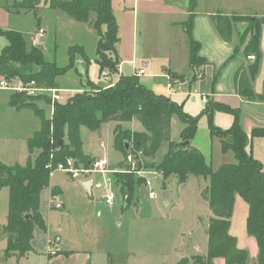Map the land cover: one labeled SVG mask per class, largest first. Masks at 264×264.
I'll list each match as a JSON object with an SVG mask.
<instances>
[{
  "label": "trees",
  "instance_id": "trees-1",
  "mask_svg": "<svg viewBox=\"0 0 264 264\" xmlns=\"http://www.w3.org/2000/svg\"><path fill=\"white\" fill-rule=\"evenodd\" d=\"M44 1L50 8L58 9L76 21L89 22L99 36L96 62L100 66V73L106 68L118 72L121 63L117 48L120 36L112 0H22L15 3L14 12L36 11L37 6ZM195 6L196 0H191L189 16L184 23L190 44L189 61L193 68L207 63L200 54V42L193 36ZM209 17L226 42L232 41L234 22L251 21L253 34L244 47V55L248 57L253 54L255 59L246 68L236 71L234 85L241 97L264 102V83L261 94L255 90V80L263 60L261 39L264 16L251 18L248 15H228L218 11ZM1 33L7 37L8 44L0 53V79L20 78L24 82L34 81L38 86L59 88V77L76 68L77 55L89 62L82 45L69 46V63L63 67L46 59L40 41L29 43L22 32L13 29L1 30ZM242 44L236 47L234 53L241 49ZM87 83L91 90L77 91L66 100L56 101L52 117L46 116L36 97L25 92L11 95L13 105L34 109L41 119V127L28 139L30 152H38L34 160L29 158L25 165L0 162V188L9 187L8 221L4 226L8 234L5 254H26L32 250L35 226L47 230L40 210V195L50 185L48 164L52 163L55 167L59 162L72 157L78 163L90 166L94 158H88L82 151L81 126L98 130L103 123L114 121L117 122L114 130L115 146L124 153L125 159L132 152L137 160L140 158L138 165L141 166L142 156H154L169 141L170 148L162 160L156 166L145 167L162 170L165 179L176 176L179 183L186 182L190 175L202 176L209 181L204 190L212 213L207 228V254L193 256L196 264H215L217 258H223L225 264H249V250L240 248L237 237L230 233L236 196L248 204L246 230L257 241L256 264H264V166L248 150L250 138L264 136V128H254L249 136L240 121L241 110L219 102H208L200 114L190 115L170 97L148 88L136 73L122 74L117 82L109 86H101L91 80ZM43 98H47L51 104L49 96ZM216 111L234 116L230 128L223 129L214 123ZM174 115L184 123L181 140L194 138L201 117L207 115L211 137L219 138L222 153H233L234 161L224 162L214 169L204 153L192 144L175 150L176 142L170 141L169 133ZM133 120L141 122L144 131L122 128L123 122ZM120 171L113 172V182L128 206L135 199L137 186L144 180L134 172ZM52 192L58 193L55 188ZM177 264H183V260Z\"/></svg>",
  "mask_w": 264,
  "mask_h": 264
},
{
  "label": "rangeland",
  "instance_id": "rangeland-1",
  "mask_svg": "<svg viewBox=\"0 0 264 264\" xmlns=\"http://www.w3.org/2000/svg\"><path fill=\"white\" fill-rule=\"evenodd\" d=\"M17 1L22 0H0V29L9 28L8 30H11L10 27L19 29L17 31L22 32L28 42L32 43V33L37 29L38 17L44 15L46 19L44 21L49 26L44 48L42 47L46 59L55 61L58 65H65L68 63L64 57L66 56L65 48L84 40L87 54L92 60L88 72L93 79L98 78V67L93 61L96 47L95 35L86 34L83 36L72 31L71 34L68 32L67 35L62 37L56 26L57 10L45 6L42 2L37 6L36 11H26L19 14L15 13L14 7L11 6ZM157 2L158 9L172 10L179 15L188 12L191 6V0H140L136 7L137 11H141L143 6H154ZM223 2H226L228 7L234 5L240 13L247 14L251 18L264 16V0H196L195 11L199 13L211 12L214 7L217 9L219 4L223 5ZM133 3V0H112L119 25L120 41L117 48L121 61L134 59L136 50L141 53L146 48L145 38L140 33V27H138L136 33L133 27L135 19L132 9ZM9 6L11 7L10 10ZM73 22L79 24L74 20ZM251 25L249 20L234 22L233 37L237 45L240 43L247 44L252 38L253 29ZM6 38L0 30V47L7 43ZM178 39L180 40L177 43L178 47L172 53L176 51V59L179 63H182L187 48L185 47V50L183 48V36L174 32L172 41H178ZM79 61L78 69L82 72L86 69L85 63L87 62ZM136 61L138 67H143L140 59L137 58ZM163 65L162 61L158 60L155 64L156 70H153V65H151V68L140 76L141 81L157 93L164 92L162 85L166 84L160 74L163 75V67L169 68V65ZM105 70L109 69L106 68ZM109 71L111 72V70ZM124 72L125 74L130 73L131 65L125 64ZM111 73L115 74L116 72ZM158 73L160 74L158 75ZM65 78V80L72 83V75L69 72L65 75ZM64 82L62 81L59 87L67 85ZM110 83H112L111 80ZM76 88H78V91L91 90L88 83L84 86L78 84ZM69 94L67 92L64 96L66 97ZM29 96L36 97L37 102L42 100L39 101L40 106L45 108L46 116L50 115L51 108L46 100L47 98H43L46 95ZM116 125L117 122L110 121L103 123L98 130L81 126L82 151L88 158L107 157L114 171L134 172L127 158L125 159L124 153L115 146L114 130ZM122 128L144 131V126L138 120L123 122ZM183 128L184 123L182 120L174 115L169 130L173 140L179 139ZM12 135L11 129L0 125V160L9 164L14 161L7 158L9 146H15L13 145L15 143L14 139L11 140L10 138ZM196 140L207 162H211L214 169H217L224 162L234 161L233 153L229 152L226 155L221 153L219 138L210 137L208 122L204 117L200 120ZM102 142L104 145H101ZM169 148L168 141L160 147L154 156H142L141 166L138 165L140 158L138 160L136 158V169L145 168L147 165L156 166ZM80 161L85 163L84 160L80 159ZM262 162L264 166V161ZM112 174L110 172L92 173L90 176L93 178V187L90 195L82 186L84 175L72 176L62 171L55 172L50 185L45 187L40 195V210L46 222L47 230L38 225L35 226L32 250L22 257L16 254L4 256L8 239L4 226L8 221L9 189L8 187L0 188V264H48L50 259L47 257L44 244L49 231L52 236H58L61 233L65 240H70L76 248L94 251V260H97V262H102L103 256L100 255L104 251H108L106 264H177L181 260H183V264H196V260L192 259L193 256L207 254L208 234L206 229L212 214L207 194L204 192L209 183L207 179L202 176L190 175L189 179L183 184L178 182L176 176H169L164 180L158 179L153 181L152 185L158 194L156 199L150 197V188L143 181L141 185L137 186L135 193L134 200L138 199V204L132 202L130 205L124 206V198L119 189L115 187ZM136 176L138 175L136 174ZM53 185L60 187L63 192L57 200L62 203L63 207H54L56 201L51 200V187ZM58 187H56V191H59ZM104 189H110L115 194L113 204L107 205L105 203ZM167 189L171 190L170 195L164 197L163 191ZM165 201L169 202V205H165ZM248 210V204L240 196H236L230 231L239 236L240 242H243L247 235L246 218ZM63 248L65 249V247ZM186 251L188 253L179 259L181 253ZM57 257L63 258L61 259L63 261H59V264L69 263L62 253ZM220 259L223 261L222 264H225V260ZM220 259L217 258L215 264ZM249 264H256V260L254 262L249 259Z\"/></svg>",
  "mask_w": 264,
  "mask_h": 264
},
{
  "label": "crops",
  "instance_id": "crops-1",
  "mask_svg": "<svg viewBox=\"0 0 264 264\" xmlns=\"http://www.w3.org/2000/svg\"><path fill=\"white\" fill-rule=\"evenodd\" d=\"M139 1L140 0H133L134 3L132 9L135 14L133 27L135 33L138 32V27H140V33L145 38L144 43L146 48L141 53H138L136 50V52H134V59H131L129 61L122 60L121 63L119 64L118 72H116L115 74L110 72L109 77H104L102 75V72L100 73V66L96 62V50H97L99 36L97 31L93 28V26L89 22H79L72 18L71 20L70 17L67 18L68 16L64 12L58 9H54L57 10L56 26L58 27V32L61 34L62 37L67 35L68 32L71 34L72 31H75L76 33L83 36L86 34L95 35L96 47H95V56L93 61L97 64L99 71V75L97 79H93L88 72L89 64H91L92 60H90V56L87 54V49H86L87 47L83 43L84 40L80 41V43L73 44V45H82L84 47V50L89 57V62L85 63L86 60L82 56L77 55L76 68L68 71L72 75V80H73L72 83H70L68 80H65L66 79L65 75L67 74L59 77L58 79L59 84L62 81H65L67 84V85H63V87L58 88L61 90V94H62L61 100H66L69 96L77 92L78 88H76V86L78 84L84 86V84H86L89 80L101 86H109L110 84L117 82L120 75L122 74L124 75L134 74L136 71L142 68V67H138L136 61L137 58L140 59V61L142 62L143 68L144 69L146 68L145 72H147V69L151 68V65H153V70H156L155 68L156 62H158V60H161L162 63L164 64L163 66L169 65V68L163 67L162 69V71L164 72L163 75L158 73V75L160 74V76L166 81V84L164 85L165 88H163L164 86L162 85V90L164 92H160V94H164L170 97L173 101L182 105L184 111H186L190 115L196 116L200 114V112L206 107L208 102L211 101L219 102V103L227 104L232 108H239L241 110L240 121L244 130L247 132L249 136L254 128H264V102L260 100L245 99L244 97H241L235 90L234 75L236 71L242 68H246V66L251 62V60L247 59V57L244 55V47L246 43H243L241 45V49L238 52L234 53L236 47L239 44L238 45L236 44L237 42L235 41L234 37L232 38L231 42L224 41L220 37L213 22L209 17V15L215 14L217 11H220L228 15L233 13H237L240 15H247V14L240 13L239 9H237V7H235L234 5L232 6L230 5L228 7L226 5L227 4L226 2H223V5L219 4L217 9L216 7H214L213 11L211 12L199 13L194 11L195 18H194V26H193V36L197 41L200 42L201 44L200 54L206 59L207 63L203 66L193 68L190 65V61H189L190 44H189L188 35L186 33V28L184 25L185 21L189 16V11L183 13L182 15H179L178 13L173 12L172 10L158 9V2L154 6H148V7L143 6V9L141 11H137L136 7L137 4H139L138 3ZM43 3L45 4V6L49 7V5L45 1ZM14 5H11L12 8L14 7ZM9 8L11 7L9 6ZM22 12H26V11L22 10L20 13ZM44 20L46 21L44 15H40L38 17V26L37 29L33 31L32 33L33 35L31 38L32 40L31 42L33 44H36L38 30L39 28H43L45 30V34L39 40L41 42L40 45L43 48L45 44V37L47 36L49 30L48 23H46ZM73 20L79 24H75ZM10 28L13 30H19L14 27H10ZM8 29H0V30H8ZM174 32L175 34L177 33L183 36V46H184L183 48L184 50L185 47L187 48V52L186 54L184 53V56L182 58V63H179L176 59L177 52L175 51L172 53V51H174L178 47L177 43L180 41L179 39L178 41L176 40L172 41ZM6 44H8V40L7 43H5L2 47H0L1 48L0 53ZM70 46H72V44ZM261 47L264 57V30L262 33ZM68 48L67 47L65 48L66 56L64 57L69 63V55L67 51ZM79 60H82L86 66V69H84L82 72L78 69V63L80 62ZM67 64L59 65V66L64 67ZM125 64L131 65V72L128 74H125L124 72ZM110 80L112 81V83H110ZM263 83H264V59L262 61V65L258 77L255 80V90L259 94H261L263 91ZM67 92L70 94L65 97L64 94ZM12 93L15 92L0 88V125L12 130L13 135L10 138L11 140L14 139L15 143L13 145L15 146H9L7 152L8 154L7 158H9V160H14V161H11L10 164L3 162L1 160L0 162L5 163L7 165H13V164L25 165L28 162L29 158H32L34 160L37 156L38 152H34V153L30 152L28 146V139L31 136H33V134L36 131L40 129L41 119L36 114L34 109L25 106L19 107L13 105L11 103ZM204 96L207 98V102L203 101ZM39 101L41 102L42 100ZM39 101L37 103L39 107H41ZM49 106L51 108V104ZM41 108H43L45 111L44 107ZM48 117H52V111ZM202 117L207 119L208 131L210 135L208 117L207 115H203ZM213 120L217 126L223 129H228L232 126L234 122V116L230 113H226L223 111H216L214 113ZM197 133L195 137L190 140V144H192L193 146L197 147L202 151L199 143L196 140ZM171 141L174 142L182 141L181 132L179 135V139L173 140L171 137ZM248 150H250L251 153L254 155V157L259 159L261 162L264 161V136H256L250 138ZM50 183H51V179H50ZM56 187L58 186L53 185L51 187V193L53 191V188H55L56 190ZM58 188H59L58 194L61 195L63 192L60 187ZM170 192L171 190H169V195ZM133 203L138 204V199L134 200ZM167 203H168L167 205H169V202ZM126 204L127 203L124 202V206H127ZM8 209H9V198H8ZM231 234L237 237L238 246L240 248H246L249 250L250 260L252 259L255 262L258 253V246L256 239L247 233L244 241L240 242L238 235H236L235 233H231ZM50 240L51 241L53 240L55 242V244L61 250L60 253H62L63 256L66 258V260L69 261L68 264H99V263L106 264L107 263V252H108L107 250H106L107 252L104 251V253L100 255L103 256L102 262L101 261L97 262V260H94V253H95L94 251H91L90 249L76 248L75 246L72 245L70 240H65L64 236L61 233H59L58 236H52V233H50V231L48 232L44 244V248H46V250ZM61 245H63L65 249L61 247ZM6 247H7V243H6ZM29 252H27L24 255H20L18 253H14V254L19 255V257H22V256H26ZM187 253H188L187 251L182 252L179 259L182 256L186 255ZM4 256L5 257L8 256L5 254V250H4ZM47 257L50 259L48 264H57V263L59 264L61 261H63L61 260L63 258L57 257V255L56 256L47 255ZM222 262H223L222 259L218 260L219 264H222Z\"/></svg>",
  "mask_w": 264,
  "mask_h": 264
},
{
  "label": "built area",
  "instance_id": "built-area-1",
  "mask_svg": "<svg viewBox=\"0 0 264 264\" xmlns=\"http://www.w3.org/2000/svg\"><path fill=\"white\" fill-rule=\"evenodd\" d=\"M45 34V30L43 28H39L38 34H37V40L39 41L41 37H43ZM249 60H254L255 55H249L247 57ZM137 75L141 76L145 73V69L142 67L138 71L135 72ZM102 75L104 77H109L110 71L104 70L102 72ZM0 88L10 90L12 92H25L27 95H46L51 98V111L53 113L54 110V103L56 101H60L62 99L61 90L58 88H46L42 86H38L35 84L34 81L30 82H24L20 78H14V79H6L2 78L0 80ZM203 101L207 102V98L204 96ZM101 145H104L103 142ZM140 155V153H139ZM127 161L132 166V171L136 173L139 177H142L144 180V184L150 188L149 195L152 199H156L158 197L157 192L153 189V181H157L158 179L164 180V173L162 170H158L155 168H139L136 169L137 166V160L136 155L132 152H129L127 155ZM109 160L107 157H99L94 158L91 162L90 166L85 167L83 164L78 163L77 160H75L72 157L66 158L64 162H59L55 167L52 163L48 164V167H50V177L52 178L55 175V172L62 171L65 173H68L72 176H79L84 175V177H89L94 172L99 173H113L115 172L112 167L110 166ZM104 200L107 205H111L115 201V194L110 189H104ZM58 193H51V200L56 201L54 204V207L60 208L62 207V203L57 201L59 198ZM61 250L58 248V246L55 244V242L52 240L49 241L46 253L49 256H56L60 254Z\"/></svg>",
  "mask_w": 264,
  "mask_h": 264
},
{
  "label": "water",
  "instance_id": "water-1",
  "mask_svg": "<svg viewBox=\"0 0 264 264\" xmlns=\"http://www.w3.org/2000/svg\"><path fill=\"white\" fill-rule=\"evenodd\" d=\"M62 140L59 141V144H61ZM190 145V140H182V141H179V142H176L175 145H174V149L175 150H179V148L181 147H186ZM126 148L128 149L129 148V144L127 143L126 144ZM82 185L84 187V189L87 191L88 194H92V185H93V178L91 176L89 177H86L83 181H82ZM169 195V190H164L163 191V196L164 197H168ZM168 203L165 202V205H167ZM27 217H29V215H27Z\"/></svg>",
  "mask_w": 264,
  "mask_h": 264
}]
</instances>
